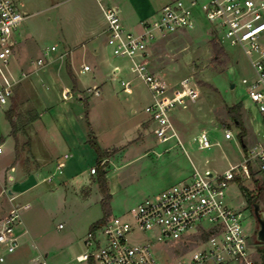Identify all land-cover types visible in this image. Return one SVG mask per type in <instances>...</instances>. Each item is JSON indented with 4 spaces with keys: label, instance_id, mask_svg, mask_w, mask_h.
<instances>
[{
    "label": "rangeland",
    "instance_id": "1",
    "mask_svg": "<svg viewBox=\"0 0 264 264\" xmlns=\"http://www.w3.org/2000/svg\"><path fill=\"white\" fill-rule=\"evenodd\" d=\"M123 1L127 2L135 12H147V18H152L154 9L166 0H119L120 3ZM205 1L196 0L193 5L198 12L197 24L202 25V29L194 31L192 27L168 32L150 48L151 68L159 73L168 85H173L182 76H190L197 83V97L182 104L184 109L176 106L169 112V116H176L187 126L184 138L186 151L180 146V141V145L169 147L173 138L159 142L152 132L154 123L150 121L142 123L141 132H136L138 137H142V133L150 137L151 141L145 149L148 150L146 153H143V145L138 142L125 146L121 144L122 140L118 137L121 128L145 115L141 104L136 105V112H131L126 106V110L120 115L122 121L117 123L113 121L112 114L110 115L112 120L109 121L106 115H103L104 102L100 101L102 94H92L87 97L84 93L80 94L83 95V101L74 98L76 106H85L90 110L97 126L100 118L103 117L105 125L102 127L103 125L100 124L102 126L99 127L98 142L104 147L100 148L105 151V156L99 162L98 154L90 144L88 148L79 149L82 156L77 164L80 163L82 171L77 178H74V185L67 193L59 187L55 189L54 184L57 179H53V236L63 241L66 235L64 243L69 245L67 249L70 251L74 249L80 251L83 248L80 238L86 233L89 223L102 216L101 191L96 167L99 163H103L102 167L111 194L109 199L111 213L120 214L144 197L173 183L181 174L188 177V174L194 171L203 172L206 169L211 172L223 171L230 163L241 159V154L245 152L241 142H244L247 148L257 141L254 130L248 129V132L241 136L242 138L238 137L239 128L227 113V106L237 102L242 105L240 114L244 111L245 115L255 113L245 88L240 83L242 77L253 75V69L240 45L231 43L226 36L221 37L222 42L219 41L216 32L202 13L201 4ZM16 2L27 15L15 30L17 42L10 68L17 73L22 67H20L21 59L24 65L32 67L21 68L28 75L16 85L12 97L18 113L16 125L25 129L36 119L53 120L55 84L53 77H48L41 69L48 65L52 66L53 57L65 63L70 59L71 50L74 48L78 54L82 47L81 40L87 37L88 30L101 29L103 16L96 0H16ZM212 37H215L227 53L224 62H221L223 56L217 57L211 50L209 40ZM51 45H55L56 48L49 50L43 66L34 68L32 61L41 57L45 49ZM77 57L80 58L79 55ZM108 75L115 76V73L111 70ZM118 76L111 79V82L115 80L119 83ZM136 90L143 93L148 91L142 82L136 85ZM68 94L71 96L70 89ZM7 125L5 119L1 117L0 128L5 129ZM224 127L231 128L233 139L224 138ZM202 131H205L212 143L210 147L199 146L198 136ZM18 135L20 139L18 144L23 148L24 143L21 141L25 136L21 130L18 131ZM107 145L115 146L105 149ZM157 151H160V154H157ZM92 166L96 168L93 174L90 173ZM81 178L88 179L87 186L82 188L75 182ZM225 194L227 202L242 211V225L248 233L249 242L263 257L264 241L256 237L259 225L253 213V200L260 205V211L264 214V170L253 165L249 179L231 181L226 186ZM58 222H61L63 227L59 228ZM66 231L68 232L63 235ZM61 236H64L63 239ZM200 236V234H191L187 239L166 244L158 243L157 255L164 262L178 258L193 247ZM143 238L144 235L140 232L130 235L132 241Z\"/></svg>",
    "mask_w": 264,
    "mask_h": 264
},
{
    "label": "built area",
    "instance_id": "2",
    "mask_svg": "<svg viewBox=\"0 0 264 264\" xmlns=\"http://www.w3.org/2000/svg\"><path fill=\"white\" fill-rule=\"evenodd\" d=\"M103 13L106 43L113 55L129 60V70L148 88L150 101L144 106L152 132L160 141L175 133L170 122L172 108L194 100L198 95L197 83L190 76L181 77L168 85L161 75L149 66L148 46L168 32L192 28L195 25L193 5L196 0H169L163 3L152 18L140 19L141 29H128L122 21L117 0H96ZM201 10L220 42L226 36L238 44L253 69L251 77H242L240 83L253 107L259 113L264 127V0H206ZM16 0H0V110L6 109L15 86L28 74L10 68L16 45L15 30L26 17ZM32 61L34 68L41 67L51 49ZM90 68L81 66L82 71ZM126 85L124 80H120ZM88 94H98L97 85L85 87ZM63 89L62 96L69 94ZM225 139H233L231 128L224 127ZM200 147L211 146L205 131L198 136ZM1 145V144H0ZM1 151V146H0ZM241 159L230 163L221 172L194 171L160 191L144 197L140 202L120 214L110 213L96 222L82 237L83 250L71 264H264L259 250L250 244L242 225V211L226 200V186L231 181L249 179L251 167L264 170V130L257 141L245 147ZM57 162V168L63 166ZM95 172V167L90 168ZM12 206L0 219V264L15 251L19 240L14 232L20 221V209ZM61 226V224H59ZM140 232L144 238L132 241L130 235ZM200 234L198 242L178 258L164 262L157 255L158 243H172ZM28 264H46L42 257H33Z\"/></svg>",
    "mask_w": 264,
    "mask_h": 264
},
{
    "label": "crops",
    "instance_id": "3",
    "mask_svg": "<svg viewBox=\"0 0 264 264\" xmlns=\"http://www.w3.org/2000/svg\"><path fill=\"white\" fill-rule=\"evenodd\" d=\"M167 1L169 0L165 2ZM117 2L121 9L123 24L128 29L139 31L141 29L139 21L147 18V12H135L127 2L123 1L120 3L119 0ZM159 7L154 9V14ZM197 13V9L193 8L196 24L193 27L194 31L202 29V25L197 24ZM103 27L104 19L100 30L93 31L89 29L87 37L81 40L82 47L79 49L78 54L75 48L72 49L68 61L63 63L60 59L53 57V65H48V67L41 69L48 77H53V84H55L53 87L52 121L36 119L25 129H21L22 127L20 128L16 125L13 132L9 120L6 118V111L13 102L12 98L9 106L4 110H0V118L3 117L8 124L5 129L0 128V219L8 213L12 206L24 205L20 209V221L14 227L19 245L14 252L7 254L6 262L3 264H28L30 259L36 256L42 257L46 264H71L75 255L83 250V248L80 251L67 249L69 245L64 243L67 238L64 234L68 231L63 233L65 239H63L64 236H61L63 241L59 240V237L53 236V179H57L56 184H54L55 189L59 187L65 193L70 190L74 185V178H77L80 171H82L79 166L80 163L77 164L82 156L79 149L88 148L89 130L93 132L99 144V127L102 125L104 127L105 124L102 117L97 126L95 120L92 119L90 110L85 108V106H76L77 103L74 98L83 101V95L80 94L84 93L86 97L92 95L85 91V87L97 85L99 88L98 95L102 94L100 101L104 102L103 115H106L108 121L113 119L114 122L122 121L120 115L126 110V106L131 112H136V105L141 104L144 111V106L150 101V93L147 87L148 91L144 93L136 90V85L139 82L143 83V81L130 70L127 71L129 69V60L125 57L111 55L110 47L105 40ZM159 39L151 42L148 48L149 57L151 46ZM262 42L264 43V33ZM66 48L71 49V47ZM18 50H20L19 47ZM16 54L18 56L17 51ZM77 55H79V59ZM86 63L89 64L90 68L82 71L81 66ZM24 64L21 59V68L25 66L32 68ZM149 66L151 68L150 59ZM111 70L115 73V76L119 75L120 80H124L126 85H122L120 81L119 83L115 80L111 82V79H115V76L110 77L108 75ZM72 78L76 81L75 89H72ZM67 88L70 89L71 96L64 98L62 91ZM179 107L185 108L182 105H179ZM244 112L241 113L244 130L245 132H248V129L254 130L257 139L264 130L263 125L259 121V113L256 109L255 113H251V115H245ZM111 114L112 119L110 118ZM144 114L142 118L132 120L123 129L121 128L118 137L122 140L121 144L124 146L131 143H140L143 145V153H146L148 150L145 149L151 141L150 137L145 133H142V137L136 135V132H141V124L149 121L147 113L145 112ZM169 118L175 134L171 137L173 141L168 146L180 145V141V146L184 148L187 126L184 122H180L176 116H170ZM145 127L147 128V126ZM19 130L25 136V139L21 141V143H24L23 148L18 144V140H20ZM240 138L242 137L240 136ZM158 141L166 142L167 140ZM241 145L243 147L245 143L241 142ZM113 146L115 145H107L105 149ZM100 147L104 148L103 146ZM184 150L186 151L185 148ZM157 154H160V151H157ZM58 161H63L64 163L60 170L57 168ZM90 173L93 174L94 172L90 171ZM190 175L188 174V176ZM185 176L187 175H179L173 183L186 178ZM75 182L82 188L87 186L88 179L81 178ZM96 220H92L88 228ZM57 226L59 228L63 227L61 222H58ZM82 237L80 238L81 241ZM199 264L214 263L207 261Z\"/></svg>",
    "mask_w": 264,
    "mask_h": 264
},
{
    "label": "trees",
    "instance_id": "4",
    "mask_svg": "<svg viewBox=\"0 0 264 264\" xmlns=\"http://www.w3.org/2000/svg\"><path fill=\"white\" fill-rule=\"evenodd\" d=\"M209 42H210L212 52L217 57L223 56L224 58L221 60V62H224L227 59V54L224 51L222 45H220L218 43V41L215 39V37L210 38ZM67 70H68V73L70 74V71L68 68H67ZM72 82H73L72 89H75L76 88L75 79L72 78ZM85 105L87 106L86 103H85ZM241 106L242 105L240 102H237V103H234L232 105L227 106L228 115L231 116L234 124L239 128L238 136H242L245 132L244 126L242 124L241 114H240ZM15 108H16V103H15V101H13L11 103V105L9 106L8 110L6 111V118L9 120L13 132H14V128L16 126V117H17V113L15 112ZM13 116H15V117L13 118ZM88 143L92 147H94V149L96 150V152L98 154L99 162H101V158L103 156H105V151L100 148V146L97 143L96 138H95V136L91 130H89V132H88ZM242 143H244V142H242ZM243 149L245 150V145H243ZM102 166H103V163H99L98 165H96V167L98 168L97 180H98V185H99V188L101 191L100 202H101V207H102V216L100 218H98L94 223L103 221L111 213L110 205H109V199H110L111 194L109 192V188H108V185L106 182L105 170L103 169ZM263 259H264V256H263Z\"/></svg>",
    "mask_w": 264,
    "mask_h": 264
},
{
    "label": "water",
    "instance_id": "5",
    "mask_svg": "<svg viewBox=\"0 0 264 264\" xmlns=\"http://www.w3.org/2000/svg\"><path fill=\"white\" fill-rule=\"evenodd\" d=\"M253 213L258 221V229L256 237L260 241H264V214L260 211V205L253 200Z\"/></svg>",
    "mask_w": 264,
    "mask_h": 264
}]
</instances>
